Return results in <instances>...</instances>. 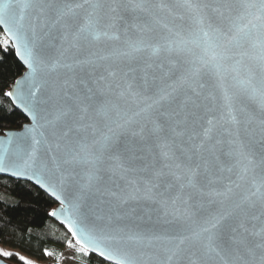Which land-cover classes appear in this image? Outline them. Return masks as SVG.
<instances>
[{
  "label": "snow or ice",
  "instance_id": "obj_1",
  "mask_svg": "<svg viewBox=\"0 0 264 264\" xmlns=\"http://www.w3.org/2000/svg\"><path fill=\"white\" fill-rule=\"evenodd\" d=\"M0 25L32 121L0 173L55 197L82 255L264 264V0H0Z\"/></svg>",
  "mask_w": 264,
  "mask_h": 264
},
{
  "label": "trees",
  "instance_id": "obj_2",
  "mask_svg": "<svg viewBox=\"0 0 264 264\" xmlns=\"http://www.w3.org/2000/svg\"><path fill=\"white\" fill-rule=\"evenodd\" d=\"M7 42V47H5ZM25 71L12 43L0 27V134L20 130L28 121L4 93ZM47 193L28 181L0 176V244L16 249L39 262H48L50 252L76 243L69 229L55 222L50 213L57 207ZM17 251L5 259L26 264ZM79 264H111L94 254L82 255ZM49 264H57L49 262Z\"/></svg>",
  "mask_w": 264,
  "mask_h": 264
},
{
  "label": "water",
  "instance_id": "obj_3",
  "mask_svg": "<svg viewBox=\"0 0 264 264\" xmlns=\"http://www.w3.org/2000/svg\"><path fill=\"white\" fill-rule=\"evenodd\" d=\"M0 27H1L2 31H3V33H5V35H6L7 38L9 39L10 43H12L13 48H14V50H15V54H16V49H15V46H14V45H15V40H14V38L12 37V35L9 33V31H8L3 25H0ZM121 39H123V37H121ZM112 43L115 44L116 42H112ZM100 48L103 49V48H104V45H100ZM83 55H86V53H82V54H81V56H83ZM17 58L20 60V62H21V63L24 65V67H25V71H24L23 74L19 77V79H17V80H20V79H22V78H24V77L26 76V74H27V72H28V69H27V66L24 64V62L20 59V57L17 56ZM14 88H15V82L11 85V87L8 89V91L13 90ZM10 99H11V98H10ZM11 101H12L14 107L17 108L19 111H21V112L24 114V116L28 119V121H27V122L21 127L20 130H10L11 132L21 133V132L24 131L26 125H30V124L32 123V121H31V117H29V116L23 111L22 108L18 107L15 101H13L12 99H11ZM6 132H9V131H6ZM6 132H5V133H6ZM5 133L0 134V141H3V140H6V139H7ZM15 146H16V144H15V140H14V142H13L12 145H6V144H4V143H0V152H2L5 148H8L9 151H14V150H15ZM1 175L6 176V177H9V178H14V179H16V180H21V181L25 180V181H28V182L32 183L33 185H36L40 190H42L44 193H47V194H48V195H49V196H50V197H51L56 203H58L57 207H56L54 210H56L57 212H59V208H60V203H59V201H58L55 197H52L51 194H50L46 189H44V188H42L41 186L35 184V182H34L33 180L27 179V178H25V177H20V178L13 177V176H11L10 174H6V173H0V176H1ZM91 205H92V210H93V212H94L96 215H105V214H106V212H107V206H106L105 204L100 203L99 201L93 199V201L91 202ZM51 217H52V219H53L55 222H58V223H60V224H63L64 226H66V227L68 228L67 223L65 222V216H64V215H58V216H56V217L51 216ZM171 228H172V226L169 225V224H166L163 220H160V221L155 225V231H157L158 233H166V234L171 235V234H173V233L171 232ZM69 231H70V230H69ZM70 233H71V231H70ZM74 239H75V238H74ZM75 241H76V239H75ZM76 243H78V242L76 241ZM78 244H79V243H78ZM92 254L99 256V255H98L97 253H95V252H93ZM99 257H100V256H99ZM100 258L102 259L103 257H100ZM103 259H104L106 262L113 264V262L108 261L106 258H103ZM0 264H14V263H12V262H10L9 260L4 259L3 257L0 256ZM149 264H152V262H149Z\"/></svg>",
  "mask_w": 264,
  "mask_h": 264
},
{
  "label": "rangeland",
  "instance_id": "obj_4",
  "mask_svg": "<svg viewBox=\"0 0 264 264\" xmlns=\"http://www.w3.org/2000/svg\"><path fill=\"white\" fill-rule=\"evenodd\" d=\"M80 245L78 243H70L68 245V247H65L63 249L60 250L59 254H56L55 251H51L50 252V260L48 262H39L38 260L28 256V255H24L20 252H18V250H14L12 248H9L7 246H3L0 244V250L2 251H8V252H15L17 251L21 257H23V260L25 261V263L27 261H31L32 264H49V262H56L57 264H79V257L77 256L79 251ZM1 257H3L5 259V256L0 255ZM19 264V263H16Z\"/></svg>",
  "mask_w": 264,
  "mask_h": 264
}]
</instances>
